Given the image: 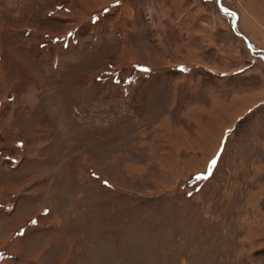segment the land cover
Returning <instances> with one entry per match:
<instances>
[{
	"label": "rangeland",
	"instance_id": "obj_1",
	"mask_svg": "<svg viewBox=\"0 0 264 264\" xmlns=\"http://www.w3.org/2000/svg\"><path fill=\"white\" fill-rule=\"evenodd\" d=\"M176 3L0 0V264H264V0Z\"/></svg>",
	"mask_w": 264,
	"mask_h": 264
},
{
	"label": "crops",
	"instance_id": "obj_2",
	"mask_svg": "<svg viewBox=\"0 0 264 264\" xmlns=\"http://www.w3.org/2000/svg\"><path fill=\"white\" fill-rule=\"evenodd\" d=\"M177 1H178V3H176V4L171 6L172 9L170 7H167V9L164 11V14H165V12H169L171 10L172 13H174V17H175L176 10L181 7V5H179L180 4V0H177ZM181 1H183V0H181ZM187 2H188V0H184V5H186ZM185 13L187 14L186 18H184L185 21H189L192 24V26H191V29H190V28H184V26L181 25L179 27V35L182 34L183 29H186L188 33H191V35L188 37L189 38L188 41H189L190 45L195 47L193 42L196 41V47L197 48H198V45H200L201 47H204L203 33H204V30L207 28L206 26H204V20L203 19H199V17H193V20L190 21L189 17H188V9L187 8L185 10ZM174 17H173V19H174ZM176 18H178V16ZM173 19L172 20H168L170 22V24L171 23L173 24V22H174ZM190 19H192V18H190ZM181 21H182V19H181ZM176 22H178V19L175 20V23ZM174 33L175 32H173L172 34L173 35H175V34L178 35L177 33H175V34ZM165 35H166L167 38H169L167 33H165ZM166 46H169V45L166 44ZM174 50H175V48H174ZM234 55L235 54H233V58L235 59ZM1 220H2V218L0 217V242L4 243V242L7 241L8 237H6L7 234H4V236H2L1 233L2 232H4V233L5 232L6 233L9 232L11 227L8 228L6 223H1ZM7 224H9V222Z\"/></svg>",
	"mask_w": 264,
	"mask_h": 264
},
{
	"label": "snow or ice",
	"instance_id": "obj_3",
	"mask_svg": "<svg viewBox=\"0 0 264 264\" xmlns=\"http://www.w3.org/2000/svg\"><path fill=\"white\" fill-rule=\"evenodd\" d=\"M117 2H119V0H117ZM68 35L71 36L72 33H68ZM217 155H219V153H218ZM211 163L214 164V163H215V160H213ZM200 178H201L200 176H197V177H196V179H200ZM33 223H35V221H33Z\"/></svg>",
	"mask_w": 264,
	"mask_h": 264
}]
</instances>
